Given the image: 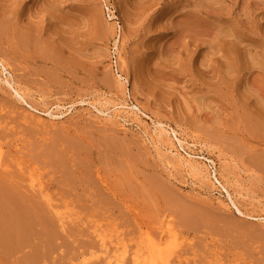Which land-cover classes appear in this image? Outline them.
<instances>
[{
	"label": "rangeland",
	"instance_id": "374dc122",
	"mask_svg": "<svg viewBox=\"0 0 264 264\" xmlns=\"http://www.w3.org/2000/svg\"><path fill=\"white\" fill-rule=\"evenodd\" d=\"M0 160V264H264V0H0Z\"/></svg>",
	"mask_w": 264,
	"mask_h": 264
},
{
	"label": "bare ground",
	"instance_id": "6f19581e",
	"mask_svg": "<svg viewBox=\"0 0 264 264\" xmlns=\"http://www.w3.org/2000/svg\"><path fill=\"white\" fill-rule=\"evenodd\" d=\"M22 13V12H21ZM19 22V21H18ZM7 23V22H6ZM17 23V22H16ZM4 24V23H3ZM13 26V25H12ZM15 26V25H14ZM54 26V25H53ZM6 27V26H5ZM2 28H3V26H2ZM13 28V27H12ZM7 29V28H6ZM21 30V29H20ZM20 30H18L17 32H19ZM10 31V30H9ZM31 31V30H30ZM17 32H15V33H17ZM25 32V31H24ZM20 33L21 34H23V32H21L20 31ZM35 33V32H34ZM26 34H27V32H26ZM29 34H30V32H29ZM28 34V35H29ZM32 34V33H31ZM20 35V34H19ZM27 35V36H28ZM15 36V35H14ZM18 36V34L16 35V37ZM24 36V35H23ZM23 36L21 35V37H22V40H24L23 39ZM26 36V35H25ZM35 36V35H34ZM19 37V36H18ZM36 37V36H35ZM20 38V37H19ZM26 38V37H25ZM29 39V38H28ZM17 40V39H16ZM35 40V39H34ZM19 41V40H18ZM44 41V40H43ZM35 42V41H34ZM26 46V45H25ZM46 46H49V44H47ZM47 50V49H46ZM51 50H52V48H51ZM42 51V50H41ZM73 144V143H72ZM49 149V148H48ZM125 149V148H124ZM122 150V149H121ZM49 151V150H48ZM47 152V151H46ZM52 152V151H51ZM121 153V152H120ZM63 157V156H62ZM112 157H113V155H112ZM180 158L181 159H179L180 161H182L186 166H188V167H194V166H192V162H195V161H192V156L191 155H186V156H184V155H181L180 154ZM63 159V158H62ZM0 164H1V160H0ZM59 165V164H58ZM63 166V165H62ZM194 169H195V167H194ZM62 176H65V175H62ZM33 177V176H32ZM63 179V178H62ZM4 181V180H3ZM63 181V180H62ZM38 182V181H37ZM4 183H6V182H4ZM9 183V182H8ZM72 183V182H71ZM31 184L33 185V186H36L35 184H34V182L33 181H31ZM1 185V184H0ZM37 185H39V186H41L40 185V182H38L37 183ZM4 190V189H3ZM5 192V191H4ZM14 192V191H13ZM2 193V192H1ZM19 193V192H18ZM23 193V192H22ZM7 194V193H6ZM9 194H11V193H9ZM13 194V193H12ZM15 194H17V193H14L12 196H14V198H15ZM18 195H20V194H18ZM3 196H5V195H3ZM11 196V195H10ZM21 196H22V194H21ZM3 198H6V197H3ZM2 198V199H3ZM12 198V197H11ZM18 198V197H17ZM20 199H21V197H19ZM19 199V200H20ZM11 200V199H10ZM15 201H16V199H15ZM12 202H13V200H12ZM19 202V201H18ZM20 202H22V201H20ZM1 203V202H0ZM14 204V203H13ZM4 205V204H3ZM16 204H14V206H15ZM20 205H22V204H20ZM5 206V205H4ZM11 206V205H10ZM16 206H18V205H16ZM23 206V205H22ZM25 206V205H24ZM23 206V207H24ZM28 206V205H27ZM18 207H20V206H18ZM1 208V207H0ZM22 208V207H21ZM25 208V207H24ZM23 208V212L22 213H24V214H27V218H28V220L27 221H31V220H33L32 219V215H33V213H35V212H33V210H32V212L30 211L31 209H29L28 211L27 210H25ZM29 208H31V207H29ZM35 208V207H34ZM40 208V207H39ZM2 209V208H1ZM15 209H19V208H15ZM28 209V208H27ZM36 209V208H35ZM17 211V210H16ZM20 211H21V209H20ZM20 211L18 210L17 212H19L20 213ZM0 212H1V210H0ZM16 212V213H17ZM6 213V212H5ZM18 214V213H17ZM21 214V213H20ZM38 214V213H37ZM39 214H40V212H39ZM46 214V213H45ZM2 216L3 215H5L4 214V211H3V214H1ZM8 215V214H7ZM47 215V214H46ZM10 217H8V218H11V219H9V220H11V222L13 223V225H14V227H15V230H16V228H18V226L19 227H23V225H25L26 224V220L25 219H27V218H24V222H25V224L24 223H22L21 222V218H20V221H19V219L16 217V218H12L11 217V215H9ZM16 216H19V214L18 215H16ZM25 216V215H24ZM36 216V213H35V215H34V217ZM187 216V215H186ZM6 217V216H5ZM39 217V216H38ZM42 217V216H41ZM7 219V218H6ZM35 219V218H34ZM42 219H45V218H43L42 217ZM23 220V219H22ZM40 220V219H39ZM184 220V219H183ZM2 221V220H1ZM0 221V222H1ZM8 221V220H7ZM35 221H37V219H35ZM189 222V221H188ZM3 223V222H2ZM10 224V222H7V224ZM33 223V222H32ZM40 223V222H39ZM38 223V224H39ZM47 222H45L44 224H46ZM194 223V222H193ZM8 224V225H9ZM49 224V223H48ZM190 224H192V223H190ZM28 225H29V223H28ZM34 224H32V226H33ZM196 225V224H195ZM31 226V227H32ZM50 226V225H49ZM25 227H28V226H25ZM5 228H6V226H5ZM10 228V227H9ZM12 228V227H11ZM10 228V229H11ZM44 228V227H43ZM13 229V228H12ZM19 229H21V228H19ZM18 229V230H19ZM31 229V228H30ZM28 230V231H30L31 232V230ZM46 229H47V227H46ZM48 229H50V227H48ZM54 229H55V227H54ZM14 230V229H13ZM13 230H11V232H13ZM14 230V231H15ZM26 230V229H25ZM3 231V230H2ZM50 231V230H49ZM51 231H53V230H51ZM158 231V230H157ZM2 233H4V232H2ZM10 233V232H9ZM8 233V234H9ZM21 233V232H20ZM17 234V235H19V237H20V235L21 234ZM28 233V232H27ZM5 234V233H4ZM16 234V233H15ZM44 234V233H43ZM53 234V233H52ZM13 235V233L11 234V236ZM24 235H26V234H24ZM30 235V234H29ZM49 235V234H48ZM174 233H173V230H172V228H171V225H170V222L169 221H164V222H162V224L160 225V227H159V231H158V234L156 235V236H153V235H150V233L148 232V231H143V232H141L140 233V237H139V239L137 240V245H136V250H135V252L134 253H132V261H131V264H171V256L172 255H174L175 256V254H173V252H175L174 251V247H176V245H177V242H176V240H177V238L175 237L174 238ZM3 236V235H2ZM14 236V235H13ZM28 236V235H27ZM176 236V235H175ZM4 237V236H3ZM7 237H9V235H7ZM14 237H16V236H14ZM18 237V236H17ZM1 238V237H0ZM22 238V237H21ZM20 238V239H21ZM23 238H25V237H23ZM22 238V239H23ZM50 238V237H49ZM105 238V236H103L102 237V240H103V245H104V239ZM10 239H16V238H12V237H10ZM27 239V238H26ZM9 240V239H8ZM10 241V242H13V241ZM18 240V239H17ZM5 241H6V239H5ZM20 241H22V240H20ZM118 241V240H117ZM14 243V242H13ZM12 243V244H13ZM16 243H17V241H16ZM15 244V243H14ZM19 244V243H18ZM9 246V245H8ZM118 249V248H117ZM177 250V249H176ZM125 254H126V249L124 248V250H122V252H121V254L120 255H116V258L114 257V259L113 260H111V256H110V258H109V261H108V263L109 264H120L122 261H123V259H124V257H125ZM171 258V259H170Z\"/></svg>",
	"mask_w": 264,
	"mask_h": 264
}]
</instances>
